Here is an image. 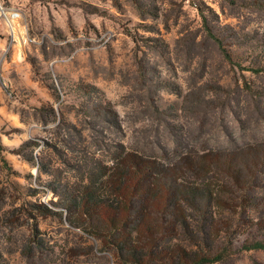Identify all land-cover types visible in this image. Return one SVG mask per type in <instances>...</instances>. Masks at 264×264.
<instances>
[{"label": "rangeland", "instance_id": "obj_1", "mask_svg": "<svg viewBox=\"0 0 264 264\" xmlns=\"http://www.w3.org/2000/svg\"><path fill=\"white\" fill-rule=\"evenodd\" d=\"M0 6V264H136L119 243L138 214L164 229L135 235L138 264H264V71L219 47L264 67V0ZM168 164L218 198L177 231L143 213Z\"/></svg>", "mask_w": 264, "mask_h": 264}, {"label": "trees", "instance_id": "obj_2", "mask_svg": "<svg viewBox=\"0 0 264 264\" xmlns=\"http://www.w3.org/2000/svg\"><path fill=\"white\" fill-rule=\"evenodd\" d=\"M217 42L219 41L217 40ZM219 47L222 50L225 59L228 60L229 63L233 64L234 66H237L242 70H247L254 73H260V72L262 73L264 71V67L262 66H258L257 68L249 66L248 68L244 69L241 63L233 60V57L223 47L221 46ZM177 143L179 142L177 141ZM174 149H178V148H174ZM219 162H220L219 160H216L215 162H211V164L213 166H216V168H218L221 167ZM153 163L155 165L159 164L161 167L160 170L165 171L164 168L166 167L164 163H162L161 161H156ZM113 167L116 168L117 165L115 166L114 164ZM113 167H111L110 170L111 169L113 170ZM136 167H138V165H136ZM249 167H247V169ZM166 171H169L170 174L169 175L162 174L159 180L155 179V183H159L157 189L153 188L155 186L154 175L157 176V174L146 176L145 188L147 187V191L142 194L147 196V200L145 201L146 207H144L145 210L143 211V213L147 212V208L149 205L150 207L153 208L154 211H157L158 213L162 212L168 214L169 217L172 219L171 223L173 224V229H172L173 231H177L176 227L178 226L188 228L189 225L187 221L188 219L187 216L188 215L191 216L192 214H194V211H201V212L209 211L210 213H212L211 203H215L218 201L217 194L215 192L216 191L215 185H213L212 183L208 184L206 181L200 184L199 183L189 184V185L185 184L182 181L183 180L182 177H184V175H182V172H186L184 168H181L180 171H178L177 168L172 167L170 164H168ZM165 198L167 199L166 202H164ZM203 205H205L206 208H203ZM148 214L149 212H147L146 216ZM142 215L143 214H138L134 222H131V224H129V226L131 227L129 236H125L123 239H121V241L122 240L125 241L120 242L119 243L120 245L117 244L119 245L120 249H124L126 251V255H125L127 257L126 259H128V261L132 260L136 264H138L137 261H147L148 253L144 254V258L139 256L138 254L139 252L136 250L137 246L136 244H134L133 239H136L137 240L136 242H138L140 241L141 236L134 238L135 235L139 234V231L141 232L142 229H146L147 232L154 231V233L156 234L160 233V231L162 230L164 232V229L163 228L161 229L160 226L155 223V221L152 222L151 225H148L144 221V218H146L145 215L144 216ZM140 226H143V228H140ZM156 243L158 247L159 242ZM261 248H264V245L256 244L251 249H261ZM145 249H146L145 246L142 247L141 252L145 251ZM166 258L167 261H164L165 264H213L215 262H218L221 259V256H219L218 254L215 255L214 257H210V256L201 257L198 255V253L184 250V252L179 253L178 256H176V258L174 254L166 255ZM172 258H175V260H173Z\"/></svg>", "mask_w": 264, "mask_h": 264}, {"label": "built area", "instance_id": "obj_3", "mask_svg": "<svg viewBox=\"0 0 264 264\" xmlns=\"http://www.w3.org/2000/svg\"><path fill=\"white\" fill-rule=\"evenodd\" d=\"M0 9L4 12V14L6 15V18L8 19V21L12 24V22H11V17L10 16H8V13H5V10H4V8L2 7V6H0Z\"/></svg>", "mask_w": 264, "mask_h": 264}]
</instances>
